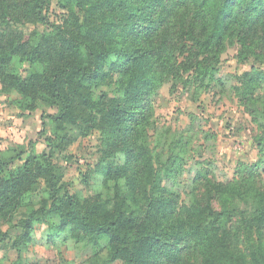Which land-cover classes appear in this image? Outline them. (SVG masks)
<instances>
[{
    "label": "trees",
    "instance_id": "trees-1",
    "mask_svg": "<svg viewBox=\"0 0 264 264\" xmlns=\"http://www.w3.org/2000/svg\"><path fill=\"white\" fill-rule=\"evenodd\" d=\"M51 1L0 0V78L59 108L43 118L54 123L61 142H67V125L78 126L82 136L100 129L106 152L100 169L126 182L111 205L80 200L67 190L49 151L28 155L14 169L25 150L2 155L0 218H9V228L0 223V245L18 231L17 246L30 238L35 221L56 217V232L72 227L79 241L94 244L104 256L96 264H190L185 256L199 264H264V70L253 66L230 85L231 76L219 77L217 67L232 44L240 46L239 60L253 56L264 63V0H67L70 15L62 25L52 23L51 32L30 36L15 28L49 25ZM15 54L42 67L26 79L9 75L5 66ZM114 79L119 95L97 93ZM168 81L192 86L197 98L205 89L225 93L229 86L258 124L259 160L239 164L232 180H218L193 157L191 126L156 124L150 95ZM191 159L185 200L177 179ZM40 180L50 201L14 222Z\"/></svg>",
    "mask_w": 264,
    "mask_h": 264
},
{
    "label": "rangeland",
    "instance_id": "rangeland-1",
    "mask_svg": "<svg viewBox=\"0 0 264 264\" xmlns=\"http://www.w3.org/2000/svg\"><path fill=\"white\" fill-rule=\"evenodd\" d=\"M67 0H52L46 9L50 18L49 25L42 23H26L16 25L19 31L27 35H40L52 31V23L63 24L69 17V12L63 7ZM77 15L83 19V12L75 8ZM5 26L0 20V33ZM238 44L228 45L218 64V76L228 77L230 85L236 80L234 75H240L256 66L264 70V63L253 56L247 60H239ZM110 59L105 70L110 67ZM38 67L37 62L23 58L19 54L11 57L5 66L9 75L13 74L26 79ZM233 75V77H232ZM118 83L114 79L110 84H104L99 91H107L111 96L119 95ZM221 93L218 87L205 89L196 96L192 86L185 88L183 84L174 85L168 81L156 87L150 97L154 110L156 124L160 128L171 127L183 130L192 127L196 133L193 142V157L203 161L220 181H229L235 177L237 167L241 163L252 165L260 158L255 136L260 133L258 124L239 102L233 92ZM59 108L40 97L26 95L18 90L17 85L0 78V157L11 156L16 150L23 148L25 154L22 160L11 165L14 169L22 165L31 154L43 151L52 153V161L60 166L63 181L67 190L80 200L91 202H107L110 205L117 195L120 185L125 184L123 177H106L100 169L99 162L105 157V146L100 129H93L88 135L82 136L76 125H67L63 134L67 142H61L54 123L43 115L57 114ZM41 133V134H40ZM46 137L53 142L49 146ZM69 141V142H68ZM13 149V152L11 151ZM195 160L191 159L187 170L177 179V192L181 199L189 200L190 181L194 171ZM117 164L123 163V154H118ZM209 163V164H208ZM48 198L45 182L40 180L27 194L25 204L17 212L14 222L25 216L32 209L39 208ZM37 220L30 238L20 241L14 246L18 231H11L9 240L0 245V264H96L102 255L97 256V248L92 242L79 241L72 227L61 232L51 228L53 222ZM2 229L9 228V218H0ZM106 255V251L103 252ZM190 264H199L194 256H185ZM120 263V262H118Z\"/></svg>",
    "mask_w": 264,
    "mask_h": 264
}]
</instances>
